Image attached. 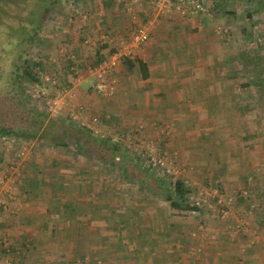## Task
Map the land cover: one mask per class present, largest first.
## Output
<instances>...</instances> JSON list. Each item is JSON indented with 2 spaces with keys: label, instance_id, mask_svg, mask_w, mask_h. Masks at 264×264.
<instances>
[{
  "label": "crops",
  "instance_id": "obj_1",
  "mask_svg": "<svg viewBox=\"0 0 264 264\" xmlns=\"http://www.w3.org/2000/svg\"><path fill=\"white\" fill-rule=\"evenodd\" d=\"M107 2H93L90 13L78 21V33L89 41V46L79 51L90 55L91 62L107 55L112 45L102 43L101 47L98 32L127 38L135 23L141 22L150 27L151 38L132 48L134 57H125L117 66L111 95L98 93L93 76L75 67V74L65 76L70 82V98L69 94L66 98L83 104V116L98 120L91 121V129L96 124L97 131L111 141L113 135L122 144L141 137L165 144L167 136L158 128H168L171 138L166 145L174 148L184 163L185 176L200 184L215 180L219 193L230 191L253 173L252 166L263 161L264 154L254 156L253 150L264 148V141L250 135L254 127L259 131L261 124H255L259 118L250 107L251 77L245 69L237 68L236 46L214 40L205 15L182 16L174 10L162 13L153 0H120L113 3V9ZM239 93L243 97L239 98ZM117 155L120 160L121 154ZM133 169L121 167L117 176L129 179L128 172L133 173ZM140 174H134L139 186H130L133 192L156 187L145 179L150 175ZM85 181L84 194L82 187L70 185L65 197L41 184L37 189L28 188L29 198H23L24 202L17 199L14 206L18 214L2 212L1 224H10L7 220L26 222L28 229L26 225L21 239L32 241L31 258L48 264H57L59 259L69 264L81 260L84 264H264V218L251 221L258 228L256 236L246 230V236L233 237L228 223L217 230L213 226L195 241L188 237L186 220H128L136 230L124 229L121 219H110L109 215L127 217L125 212L118 213L125 186L107 184L94 190L90 179ZM221 196L220 200H225V195ZM235 199L233 196L232 202ZM136 202L135 207L140 203ZM150 205L155 214L163 206L156 198ZM153 224L158 226L155 231ZM143 229L148 232L142 234ZM250 237H256L257 242Z\"/></svg>",
  "mask_w": 264,
  "mask_h": 264
},
{
  "label": "rangeland",
  "instance_id": "obj_2",
  "mask_svg": "<svg viewBox=\"0 0 264 264\" xmlns=\"http://www.w3.org/2000/svg\"><path fill=\"white\" fill-rule=\"evenodd\" d=\"M95 1L97 0H57L45 17L37 34L33 36V40L32 36L19 35L18 39L20 41L19 43L17 41L19 45L13 51L15 56L13 63L15 64H22L25 59L28 60L29 65L32 62H36L33 67L36 80L25 79L23 81L24 97L28 104L32 107L41 108L50 117L63 120L71 118L75 124L84 125L88 128L93 126L91 121L97 123L98 120L94 118L91 120L87 115L86 117L83 116V111H85L83 104L75 103L74 99L68 101L66 97L69 94L70 83L68 82V77L65 76L72 75L75 71V69H71L70 59L76 60L77 68L85 70L87 73L88 66L96 65L99 62L97 57L94 62H91L92 58L90 55L88 56L79 51L86 46L88 47L89 41L82 37L81 33H78L80 25H78L79 19L77 17L84 18L86 14H89L91 5ZM119 1L109 0L107 4H109V8L113 9V3ZM207 3L208 10L194 16H206L213 29L214 40H220L225 43L231 42L236 46L237 68L238 71H244L243 69H245L246 74L251 77L250 92L248 94L251 101L250 107L253 110L252 112L256 113L259 118L258 123L255 124L257 126L261 124V129L258 131L254 127L250 135L253 138L263 139L264 141V9L247 8L246 4L243 1L241 2V0H225V2L207 0ZM17 6L14 0H0V19H6L7 15L16 10L14 8ZM97 7H100L99 4ZM100 34L98 32L97 40L99 39V43ZM83 57L84 59H81ZM10 69H14L13 66ZM8 74L11 75L9 71ZM238 82V85H241V82ZM88 83H91V81ZM42 90L46 93L42 94ZM63 91L67 92V94H65L59 108L48 103L49 100L55 97L57 92ZM238 95L239 98L243 97V93ZM95 126L92 129L90 127L93 134L100 139H105L107 135L99 133ZM159 127L158 132L166 134L165 141L168 143L171 138V132L167 134L168 128ZM112 137L117 138H112L114 140L112 142H117L116 144L122 150H125L133 160V170L136 173L133 172L130 176L133 177L134 174L139 176L143 172L144 175H150L152 178L164 179L167 183L172 180L183 179L188 182L191 188V201L198 206V210L193 212L176 211V213L171 211L172 208L165 198V187L168 184L156 187L150 185L151 190L145 188L146 192L141 189V192L138 193L134 189L135 192H133L130 186H139L138 177L134 176L133 179L118 177L117 175L121 170L120 161L114 167H110L99 162L96 158H90L78 153L73 146L64 148L50 145L37 138L19 139L14 136H2L0 138V179L3 180V183L0 185V199L5 201L6 208L0 210V216L3 213L5 215L11 213V216L18 214L14 212L16 202L18 200L23 201V198L28 199L29 193H31L29 189H37L40 184L42 187H47L48 191L51 190L53 194L59 191L65 197L70 185L81 188L86 183L85 180L90 179L89 183H92L94 190L95 187L100 185L115 186L119 184L125 186L121 194H124V201L120 204L118 213L125 212L127 217L117 216L112 213L109 215L110 219H121L120 225L124 224V229L135 227L131 226L128 220L149 219L164 221L173 219L186 220L188 222L186 223V228H189L188 237L194 239V241L197 238H202V235H206L209 230L213 229V226L217 230L218 226L222 227L228 223V229L233 237L246 236V230L251 231L253 236H256L258 228L252 225L251 221L264 218V154L263 161L252 166L251 170L253 173L251 172L250 175L244 177L234 188L230 187V191L225 192L223 190V192L219 193L218 188L220 190V186L218 181L209 180L207 183L200 184L185 176L182 167L184 163L180 160L174 148L169 147L170 145H166V143L158 144L149 139V137L148 139L141 137L139 140L122 144L123 142L118 136L114 137L112 135ZM130 140H133V138H130ZM262 151H264V148L258 146L257 150H253L254 156H257ZM154 156L166 157L170 165L178 173L173 175L160 166L151 165V162H153L151 158ZM27 178L31 180L30 183L25 182ZM73 179L75 182H73ZM148 182L152 184L150 181ZM84 189V187L80 189L83 194ZM257 189L258 191H256ZM65 192L66 194H64ZM220 195H225V200H220ZM233 196H236L235 202H232ZM127 197L130 198L128 199ZM155 198L162 201L163 205L157 209L156 214L152 213L154 209L149 208ZM134 201L140 202L136 205L137 209L133 205ZM14 202L15 204L12 205ZM123 218L126 220H123ZM1 222L0 264H48L39 258H31L32 253H30V250H34L32 241L21 239L20 236L26 232L24 231L26 225L28 229L26 222L7 220L6 222H11L7 226L6 223L1 224ZM153 225L155 231V227L158 226L156 224ZM164 226L165 224L163 223L159 229ZM143 228L145 227L143 226ZM134 229L136 230V228ZM147 232L146 229H143L142 234ZM249 239L250 241L253 239V243L257 242L256 237L255 239L253 237ZM199 250L201 251L202 248L200 247ZM64 260L59 259L57 264H69ZM78 263L84 264L82 260Z\"/></svg>",
  "mask_w": 264,
  "mask_h": 264
},
{
  "label": "trees",
  "instance_id": "obj_3",
  "mask_svg": "<svg viewBox=\"0 0 264 264\" xmlns=\"http://www.w3.org/2000/svg\"><path fill=\"white\" fill-rule=\"evenodd\" d=\"M56 1L14 0V3L18 5L14 8L16 10L7 15L6 19H0V138L2 136H14L19 139L37 138L57 147L68 148L73 146L78 153L96 158L99 162L110 167H114L120 161L121 167L133 168L132 160H127L130 156L123 152L120 146L112 142L110 138L100 139L96 137L91 129L84 125L75 124L71 118L63 120L50 117L41 108L30 106L24 97L23 81L25 79L36 80L33 71L36 62L29 65L28 60L25 59L22 64H15L13 63L15 60L13 51L19 45V35L32 36L33 40V36L41 28L45 17ZM214 1L225 2V0ZM242 1L247 8L264 9V0ZM77 18L80 20L82 17ZM114 49L111 45L107 53L109 54ZM69 62L70 66H74L77 61L70 59ZM12 66L14 69H10ZM8 71L11 75L8 74ZM117 153L122 156L120 160L117 158L119 155L116 156ZM128 173L133 174L131 170ZM131 178L132 176H129V179ZM145 178L150 179L147 181L156 186L168 184L165 187V198L174 211L198 210V206L191 201L190 187L181 179L167 183L161 178H152V176Z\"/></svg>",
  "mask_w": 264,
  "mask_h": 264
},
{
  "label": "built area",
  "instance_id": "obj_4",
  "mask_svg": "<svg viewBox=\"0 0 264 264\" xmlns=\"http://www.w3.org/2000/svg\"><path fill=\"white\" fill-rule=\"evenodd\" d=\"M122 1L125 3H133L135 0ZM153 5L162 13L174 10L182 16L199 15L208 10L207 0H153ZM133 18L135 19V15ZM150 30L151 29L147 23L136 22L135 26L131 28L127 38L114 36L111 32H103L100 35L101 44L110 43L115 49L104 56L96 65L88 66V73H90L95 79V89L98 93L111 95L114 92L116 87L114 71L117 66L122 63V60L125 57H134L131 50L132 48H139L151 38ZM72 69H75V67H72ZM41 93L45 94L46 92L42 90ZM65 94H67L65 91L57 92L55 97L52 100H49L48 103L59 108ZM151 160L153 161L151 162V165L160 166L173 175L178 173V171L170 165V162L166 157L154 156ZM1 183H3L2 179H0V185ZM5 208V201L0 199V210Z\"/></svg>",
  "mask_w": 264,
  "mask_h": 264
}]
</instances>
